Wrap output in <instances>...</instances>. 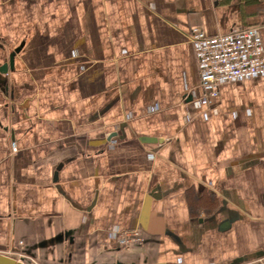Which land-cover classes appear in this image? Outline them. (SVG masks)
Masks as SVG:
<instances>
[{
	"label": "crops",
	"instance_id": "crops-1",
	"mask_svg": "<svg viewBox=\"0 0 264 264\" xmlns=\"http://www.w3.org/2000/svg\"><path fill=\"white\" fill-rule=\"evenodd\" d=\"M193 26L264 0H0V254L264 264V76L207 98Z\"/></svg>",
	"mask_w": 264,
	"mask_h": 264
},
{
	"label": "built area",
	"instance_id": "built-area-1",
	"mask_svg": "<svg viewBox=\"0 0 264 264\" xmlns=\"http://www.w3.org/2000/svg\"><path fill=\"white\" fill-rule=\"evenodd\" d=\"M199 69V86L207 98L218 96V87L224 83L264 76V50L260 27H232L227 32L208 35L198 26L188 31ZM12 149L15 142L11 143ZM139 231L123 235L122 246L140 244ZM21 244V242H19ZM20 261L41 264L35 258L16 253Z\"/></svg>",
	"mask_w": 264,
	"mask_h": 264
},
{
	"label": "water",
	"instance_id": "water-1",
	"mask_svg": "<svg viewBox=\"0 0 264 264\" xmlns=\"http://www.w3.org/2000/svg\"><path fill=\"white\" fill-rule=\"evenodd\" d=\"M18 51V49H15L13 52L10 53L9 55V65H12V60H13V56L14 54ZM8 64L5 63L0 67V70L3 72L5 71V69L8 67ZM0 264H26L23 261H20L14 257L8 256V255H4V254H0Z\"/></svg>",
	"mask_w": 264,
	"mask_h": 264
},
{
	"label": "rangeland",
	"instance_id": "rangeland-1",
	"mask_svg": "<svg viewBox=\"0 0 264 264\" xmlns=\"http://www.w3.org/2000/svg\"><path fill=\"white\" fill-rule=\"evenodd\" d=\"M27 263V262H26ZM27 264H29V263H27Z\"/></svg>",
	"mask_w": 264,
	"mask_h": 264
}]
</instances>
